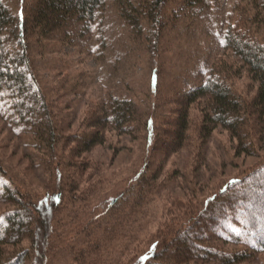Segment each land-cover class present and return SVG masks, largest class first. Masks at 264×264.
<instances>
[{
  "label": "rangeland",
  "instance_id": "obj_1",
  "mask_svg": "<svg viewBox=\"0 0 264 264\" xmlns=\"http://www.w3.org/2000/svg\"><path fill=\"white\" fill-rule=\"evenodd\" d=\"M25 1L3 0L15 15ZM139 1L147 0H130L134 5ZM239 2L244 10L253 9L246 0H205L200 9L166 0L162 10L155 7L153 19L142 21V35H135L116 0H105L102 15L88 32L74 31L63 41L49 36L33 42V68L62 139L48 160L45 143L9 122L0 103V185L9 184L33 209L48 210L44 224L31 221L35 237L26 234L20 243L30 252L25 264H139L138 255L150 241L170 238L181 224L198 216L205 199L222 183L264 159V116L256 135L247 129L254 142V154L248 155L236 152V139L221 126L201 137L202 111L196 107L190 109L186 140L167 151L177 93L202 82L214 65L233 67L231 74L221 66L242 102L256 92L258 84L247 66L223 42ZM257 32L264 41V25ZM154 70L158 83L153 89ZM110 97L156 106V141L150 146L141 128L120 131L106 126L101 142L76 153L80 138L93 137L89 131L94 127L87 120L99 116L97 110ZM246 114L247 126L252 121ZM82 160H87L84 167L78 164ZM140 171L145 175L138 177ZM142 186L145 201L135 210L126 208L132 190ZM60 190L53 203V193ZM113 198L119 199L109 209ZM12 207L0 197V213ZM38 212L33 210V215ZM207 238L226 251L243 248L215 240V235ZM92 240L100 244L96 250ZM235 264H264V252H253Z\"/></svg>",
  "mask_w": 264,
  "mask_h": 264
},
{
  "label": "trees",
  "instance_id": "obj_2",
  "mask_svg": "<svg viewBox=\"0 0 264 264\" xmlns=\"http://www.w3.org/2000/svg\"><path fill=\"white\" fill-rule=\"evenodd\" d=\"M165 1H139V5H134L130 0H116V4L120 16L130 25L133 34L142 35L145 30L142 21L153 19L155 7L162 10ZM178 1L197 9L202 8L201 3L205 2ZM247 1L253 9L244 10L240 2L235 5L238 12L230 21L223 42L247 66L252 79L257 82L254 96L248 102H242L223 73V66L231 74L233 67L214 65L202 82L177 93L176 106L171 109L174 114L172 125L166 133L173 136L168 142V152L175 151L186 140L191 124L190 109L196 107L202 111L198 129L201 137L205 139L212 130L221 126L236 139L237 153L254 154V142L248 137V130L256 135L260 129L258 123L264 116V41L257 32L264 25V0ZM104 5L105 0H26L15 15L0 0V103L6 108L9 122L22 129L27 128L35 139L45 143L48 160L53 158L58 138L62 139V136L57 134L52 111L42 95L29 49L40 38L59 36L63 41L74 31L82 34L88 32L102 15ZM151 82L154 89L158 83L156 70ZM165 101L162 100L164 105ZM155 107L152 104L139 106L127 97H110L97 110L99 116L93 115L87 120L94 127L93 131H89L92 139L84 141L80 138L73 151L77 149L78 153L101 142V130L106 126L120 131H137L141 128L145 131L146 141L153 145L157 129ZM245 114L252 121L247 126ZM86 163L87 160L78 162L81 167ZM142 174L145 175L140 171L137 176ZM146 194L143 186L132 190L131 197L125 200L126 208H139ZM59 195L61 190L53 193V203L57 202ZM0 197L13 204L12 208L0 213V264H25L30 252L20 243L26 234L35 237L31 221L36 218L38 224H44L45 210H48L42 207L33 209L31 203L23 200L7 183L0 185ZM119 198L111 200L109 209L114 208ZM33 210H39L38 215L34 216ZM119 220L124 221V217L119 216ZM210 235H215L214 239L222 242L242 244L243 248L223 250L219 245L207 241ZM90 244L94 250L100 245L94 240ZM253 252H264V159L241 176L227 179L216 193L205 199L204 207L196 218L181 224L170 238L150 241L148 248L138 256L139 264H206L202 262L204 260L235 264Z\"/></svg>",
  "mask_w": 264,
  "mask_h": 264
}]
</instances>
